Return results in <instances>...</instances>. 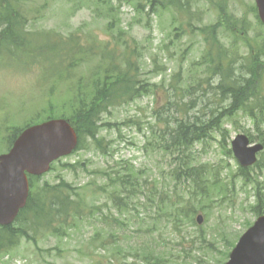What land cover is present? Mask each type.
<instances>
[{
	"label": "rangeland",
	"instance_id": "374dc122",
	"mask_svg": "<svg viewBox=\"0 0 264 264\" xmlns=\"http://www.w3.org/2000/svg\"><path fill=\"white\" fill-rule=\"evenodd\" d=\"M131 1L21 0L33 43L65 40L63 49L76 41L81 50L72 65L71 57L56 62L37 51H0V153L8 129L49 114L67 117L74 83L84 77L89 92L95 70L118 68L133 77L139 94L109 105L96 140L86 138L36 181L39 188L63 183L60 195L74 202L67 225L55 219L54 230L33 229L29 218L21 224L31 236L0 253V264H223L256 219L252 207L258 195L264 199V148L260 166L248 176L239 174L227 149L237 134L264 145V123L253 124L240 110L228 112L231 99L203 64L209 46L200 32L218 23L214 36L224 63L245 73L247 45L257 49L264 40L254 1L189 0L186 12ZM260 82L264 95V74ZM210 120L217 127L186 156L162 147L175 121ZM183 161L204 171L198 187L180 175ZM199 187L209 189V198L194 203L204 207L195 223L173 217L168 203L183 204L194 190L201 196Z\"/></svg>",
	"mask_w": 264,
	"mask_h": 264
},
{
	"label": "trees",
	"instance_id": "16d2710c",
	"mask_svg": "<svg viewBox=\"0 0 264 264\" xmlns=\"http://www.w3.org/2000/svg\"><path fill=\"white\" fill-rule=\"evenodd\" d=\"M95 1L100 3L99 1L104 0ZM124 1L126 3L132 2L131 0ZM143 1L151 8H175L179 11L184 8L188 10L186 3L189 2V0H182V3L178 0ZM103 3L107 4V2ZM183 11L186 12L185 10ZM253 11H255V7H253ZM26 18L21 0H0V51H4L5 54L6 52L10 54L20 52L27 56H33L34 54L32 51H37L39 56L42 54L43 56H47L46 58L49 56L50 59H55L54 61L56 62L68 60V58L71 57V65L72 62L77 60L76 55L81 50V44L76 41H71L67 44V47H64L65 49H62L66 42L65 40L53 39L50 40L52 43L45 42L42 45L33 43L32 37H30L28 33ZM215 26H219L218 23L212 26L211 29L208 27L200 28V32L204 35V40L209 46L203 56V64L210 68L212 74L218 76L217 87L220 93L227 94L229 99H231L227 108L228 112L240 110L247 114L253 124H262L264 123V95L262 93L260 79L262 74H264V40L257 49L254 48L250 50L247 45V55H249V57L246 58L244 64H241V69H243L245 73L238 72L237 68L236 71L233 72L231 64L229 65L230 62L224 63L226 53L220 50L221 43L216 40L214 36L216 30ZM207 35L210 36L206 38ZM56 67L58 68V66ZM110 69L101 72L95 70V74H92L89 78L92 84L89 92H86L87 80H85L84 77H80L74 83L75 85L70 95L71 99H73V105L67 118L78 135L76 150L83 146V141L86 138L96 140L95 137L98 133L100 115L106 111L109 105L119 98L133 95L129 97L132 98L139 94L132 76L130 79L127 74L118 73V68L112 69L110 67ZM49 115L46 118L36 120L27 125L51 118ZM59 117L64 116L59 115ZM175 123V128L172 130L173 132L171 131V137L167 139V141L164 140L165 143L161 144L165 149L173 150L174 154H177L176 156H178V154L185 155L195 143L202 142L204 138L209 137L210 133L215 130L214 127H217V125H214L213 120L201 123L194 121H175ZM20 131L21 128L14 127L8 129L6 149L10 148L13 140ZM227 152L230 153V149H227ZM254 166H260V162H256ZM178 168L180 169V175L183 174L186 177L192 178L195 187H198L200 183L199 179L202 182L204 181V171L189 166L188 161H183L181 164H178ZM251 169H253V166L248 168H237L239 174L242 176H248L249 170ZM38 179L39 177L36 176H28L30 192L25 207L19 211L12 224L0 226V253H6L8 250L14 248L18 244L20 238L31 236L27 229L21 224L26 222L29 218H32L31 223L33 229H36V227H45L48 230H54L51 227L55 219L58 220L61 226H66L68 220H70V216L74 210L72 208L74 202L72 203L70 201L69 196L63 197L60 195L58 190L62 188L63 183L53 187L45 184L44 187L39 188L38 185L35 184ZM208 190L207 188L199 187V191L197 192L201 196L196 197V191L194 190L193 194L189 195V197H192H188L187 202L183 204H176L174 202L168 203V211L173 217L177 214L178 219L181 215L185 218H189L194 224V214L204 208L202 204L196 207L194 203H201V201H204L205 197L209 198V194L207 193ZM252 211L258 216L264 214V199H262L261 195L257 196L256 204L252 207ZM32 237L34 238V235ZM232 246L233 245H231V247ZM228 253L229 249L225 254L226 258ZM158 260V258L155 259L156 262H158Z\"/></svg>",
	"mask_w": 264,
	"mask_h": 264
},
{
	"label": "water",
	"instance_id": "95a60500",
	"mask_svg": "<svg viewBox=\"0 0 264 264\" xmlns=\"http://www.w3.org/2000/svg\"><path fill=\"white\" fill-rule=\"evenodd\" d=\"M264 24V0H254ZM77 145V135L67 119L54 118L25 128L8 152L0 154V225L13 221L27 200V174L41 175L50 163L69 154ZM260 144H249L244 134L231 141V150L241 166L252 165ZM201 216L197 217L201 223ZM224 264H264V215L239 237Z\"/></svg>",
	"mask_w": 264,
	"mask_h": 264
},
{
	"label": "bare ground",
	"instance_id": "6f19581e",
	"mask_svg": "<svg viewBox=\"0 0 264 264\" xmlns=\"http://www.w3.org/2000/svg\"><path fill=\"white\" fill-rule=\"evenodd\" d=\"M215 129V128H214ZM214 133V132H213ZM260 136V135H259Z\"/></svg>",
	"mask_w": 264,
	"mask_h": 264
}]
</instances>
